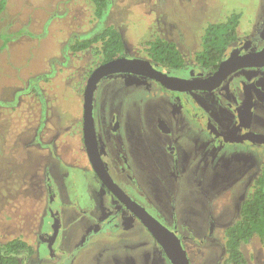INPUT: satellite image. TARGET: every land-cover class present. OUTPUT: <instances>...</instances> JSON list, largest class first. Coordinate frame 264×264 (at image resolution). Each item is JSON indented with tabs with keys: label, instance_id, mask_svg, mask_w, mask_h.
Returning a JSON list of instances; mask_svg holds the SVG:
<instances>
[{
	"label": "rangeland",
	"instance_id": "1",
	"mask_svg": "<svg viewBox=\"0 0 264 264\" xmlns=\"http://www.w3.org/2000/svg\"><path fill=\"white\" fill-rule=\"evenodd\" d=\"M234 11L242 15L238 33H248L264 12V0H107L101 17L95 16L92 0H0V241L15 236L29 241L34 247L26 257L29 264H172L129 211L120 216V228L109 231L105 203H120L90 168L80 120L87 78L102 55L95 47L74 53L70 45L114 24L129 57L146 55L147 42L156 36L177 40L190 56L189 43L194 44L204 27ZM262 36L264 42V30ZM94 96L96 120L99 114L108 117L112 109L121 114L125 141L143 129L152 135L147 122L155 105L169 106L166 101L175 98L148 77L130 72L104 76ZM209 100L213 116L233 129L235 114L211 96ZM107 127L97 123L99 132ZM187 130L180 146L186 156L170 168L183 175L202 160L209 176L205 185L219 190L187 196L191 182L179 177V211L188 208L187 216L199 225L205 223L201 216L210 201L215 215H233L235 221L260 174V153L244 143L227 146ZM116 167L111 173L124 180ZM135 174L144 184L151 180L138 167ZM134 194L144 198L139 190ZM195 245L188 243L189 251L185 246L194 264H229L214 258V248ZM241 249L247 264H264V240L259 236Z\"/></svg>",
	"mask_w": 264,
	"mask_h": 264
},
{
	"label": "flooded vegetation",
	"instance_id": "2",
	"mask_svg": "<svg viewBox=\"0 0 264 264\" xmlns=\"http://www.w3.org/2000/svg\"><path fill=\"white\" fill-rule=\"evenodd\" d=\"M206 26L202 30V33L194 39V44L189 43L191 44L190 48H193H191L193 51L190 56L180 49L177 40H173L185 59L184 64L180 67L165 65L153 61L148 55L146 48L143 50L146 55L140 59L150 60L157 68L179 78L204 79L213 75L219 68L221 62L229 56L232 55L234 58H237L244 54L258 51L264 47V42L262 41V33L264 30L263 12L259 15L254 29L245 34H239L237 32L236 38L227 44L225 52L219 59L217 65L215 66L211 64L209 66L207 63H204V61L199 60L196 56L197 52L204 48L203 34ZM261 43H263V45H261ZM122 55L127 56L125 52L122 53ZM148 78L153 80L156 85L175 95L174 99L166 101L170 102L171 105L165 107L164 105H161L162 103H157L155 105L151 117L147 122V128L149 127L152 135H150L147 130L143 129L141 132L139 131L135 133L130 141H125L122 136L121 114L117 109H112L108 117L106 115L100 116L99 114L98 119L96 120V98L94 96L96 135L102 160L117 185L135 201L144 206L162 223L174 230L181 238L185 249L187 247L189 251L188 243H191L192 246H196L195 244L206 245L209 248L215 249L214 258L218 256L220 261L223 258V261H227V257H223L222 252L223 250L227 253L226 229L238 218L233 221V215H215L212 209L213 206L209 201L207 213L201 216L205 219V223L200 224L199 222L198 225L194 224L187 216L188 208L183 210V214L178 209L179 203L183 202L182 200H178L180 195L177 188V186L180 185L179 177H184L185 175L191 182L189 188L185 189L187 196H192V194L196 192H201L200 194L204 196L205 193L208 192V189L218 192V185L217 189L216 187H208L205 185L204 181L209 178V176L203 167L204 161L200 160L201 164H195L196 167L194 165V168H190L189 171L185 172L183 175H181L180 169H173L170 167L173 163L177 164L181 158L183 159L186 156L184 151L185 148H181L180 146L183 142L182 137L189 132L187 129H190L196 133L210 135L216 140L221 141L223 145L226 144L229 146L244 143L246 146L255 148V151L257 150L260 153L258 157L261 158H258L260 162H258V164H260V173L262 172V166L264 164V64L237 68L214 87L207 89L194 88L176 90L164 85L161 81L155 78ZM209 96H211L213 101H218L223 105H226L228 109L235 114L237 124L233 129L225 128L221 124V121L213 116L212 112L214 105L210 102ZM97 111L99 113L98 109ZM80 120L84 151L90 164V168L96 177H98L91 166L84 144L83 114ZM101 122L108 123V127L101 129L99 132L97 123ZM143 127L145 128V126ZM112 166H117L116 168L121 172L122 176H124V180L119 181L114 177L111 173ZM136 167L142 169L144 173L149 176L151 179L150 182L147 181V184H144L141 181L138 174H135ZM53 170L54 168L52 171ZM52 171L51 173L54 175ZM58 172L59 171H57V173ZM217 175H220V173ZM257 177L258 176L256 175L252 187H254ZM48 179L46 182L49 181ZM98 179L120 203L115 205L111 199H108L105 203V205H107V210L105 211L104 216L105 219L107 217V220L109 221L107 223L111 224L109 231H113L115 228H120V221L123 222V219H120V216L126 213L125 210H127L132 213L142 224L143 228L151 234L140 218L128 208L99 177ZM125 181L127 182L126 186L124 184ZM129 182L134 184V188L131 187ZM135 190H139V194L144 198H138V196L134 194ZM252 191L253 188L249 193L251 194ZM48 192L50 197L53 196L52 187L51 190L48 189ZM197 198L202 199L200 196H197ZM238 212L240 216L241 207ZM113 215H116L117 218L114 219ZM181 215H184L185 218ZM102 220L103 219H98V221ZM229 220H232V222L229 223ZM204 230H206V234H204ZM153 238L155 242H158L154 236ZM193 240H195V244L191 242ZM159 246L168 257L162 246L160 244ZM188 256L189 261H193L194 264L190 252Z\"/></svg>",
	"mask_w": 264,
	"mask_h": 264
},
{
	"label": "trees",
	"instance_id": "3",
	"mask_svg": "<svg viewBox=\"0 0 264 264\" xmlns=\"http://www.w3.org/2000/svg\"><path fill=\"white\" fill-rule=\"evenodd\" d=\"M92 1L95 4V16H103L107 0ZM241 16V13L234 11L225 20L209 23L203 34L204 48L197 52V58L209 66H216L227 44L236 38ZM94 47L102 55V61H106L122 55L126 45L120 30L114 24H109L92 36L75 38L70 49L77 53ZM145 48L155 62L179 67L185 62L177 44L164 37L156 36L147 42ZM254 236L264 240V164L255 180L253 191L242 202L240 216L226 229V262L247 264L241 246ZM33 252V245L22 236H15L6 242L0 241V264H29L26 257Z\"/></svg>",
	"mask_w": 264,
	"mask_h": 264
},
{
	"label": "water",
	"instance_id": "4",
	"mask_svg": "<svg viewBox=\"0 0 264 264\" xmlns=\"http://www.w3.org/2000/svg\"><path fill=\"white\" fill-rule=\"evenodd\" d=\"M264 64V47L234 58L232 55L224 59L215 73L204 79L179 78L157 68L150 60L121 55L97 65L89 75L84 88L83 103V139L88 158L94 172L102 182L112 190L142 221L151 234L162 246L172 264H191L186 249L178 234L151 214L144 206L127 194L111 177L107 170L97 142L94 93L98 82L115 72H130L145 75L161 81L164 85L176 89L186 90L194 88H211L221 82L233 70L252 65Z\"/></svg>",
	"mask_w": 264,
	"mask_h": 264
}]
</instances>
